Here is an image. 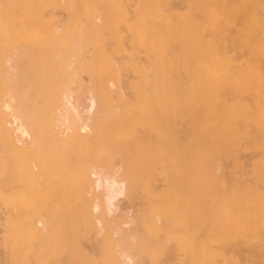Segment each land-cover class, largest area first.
<instances>
[{
    "label": "bare ground",
    "instance_id": "1",
    "mask_svg": "<svg viewBox=\"0 0 264 264\" xmlns=\"http://www.w3.org/2000/svg\"><path fill=\"white\" fill-rule=\"evenodd\" d=\"M35 1L1 0L0 140L23 155L46 126L55 144L74 143L76 171L63 179L71 196L51 197L76 218L54 219L49 201L40 226L17 221L36 240L28 247L0 209V264L32 252L35 264H70L84 236L79 219L97 233L72 264L103 253L108 264H145L136 249L142 225L174 241L160 264H264V0H88L85 19L70 15L63 31L51 19L54 36L46 25L54 16L43 12L50 3ZM31 34L50 35L48 47L27 44ZM5 179L0 172L8 197ZM138 194L146 197L141 215L120 204Z\"/></svg>",
    "mask_w": 264,
    "mask_h": 264
},
{
    "label": "rangeland",
    "instance_id": "2",
    "mask_svg": "<svg viewBox=\"0 0 264 264\" xmlns=\"http://www.w3.org/2000/svg\"><path fill=\"white\" fill-rule=\"evenodd\" d=\"M42 0H36L35 1V4H36V6L38 5V4H40L41 5V3H39V2H41ZM46 1V0H45ZM56 1L57 0H55V2H54V0L52 1V0H47L46 2H49L50 3V6H48V8H46V6L45 5H43L44 7H45V9L46 10H43V12L45 11V12H47V10L48 11H51V13L53 14V16L54 17H52V15L50 16V18L48 19V21L50 22L49 24H46V25H48L47 27H49V25H50V27H51V29H50V27L49 28H47V29H50V31H52V33L50 34L51 36H52V34H53V36L55 35V33H54V31H53V26H51L52 24H54V23H52L51 24V21L53 20L54 22H56L58 25L57 26H61V25H63L66 21H67V19H68V17L70 16V15H75L74 17H77L79 20H84L85 19V17H86V14H85V16L83 15V14H81L83 11V9L85 8V3H86V7H87V5H88V0H77V2L79 3H81L82 4V6H80L79 7V11H80V13L78 12V10H76V7H77V2H76V0L74 1V0H67L68 2H71L72 4H73V6L74 7H71V5L70 6H68V5H66L67 6V8L68 7H71V9L69 8V10H71L72 11V13L70 12V11H68V9L66 8V6H63V5H65V4H67V3H65V2H67V1H65V0H61V2H63V5H57V3L60 1V0H58L57 1V3H56ZM130 0H127L126 2L128 3V4H126V6L128 7V5H129V2ZM10 2V1H9ZM61 2H60V4H61ZM74 2H76L77 4L76 5H74ZM42 3L43 4H46V3H44V1H42ZM51 3H53V6H51L52 4ZM0 4H1V0H0ZM81 4H78V6L79 5H81ZM131 4L133 5V3L131 2ZM42 6V5H41ZM131 6V5H130ZM38 7V6H37ZM43 7V8H44ZM39 8H41L40 6H39ZM74 8V9H73ZM78 8V7H77ZM132 9V7H129V9ZM10 10V9H9ZM13 9H11L10 11L13 13L14 12V10L12 11ZM74 10V11H73ZM11 12H9L10 14H12ZM44 12V13H45ZM71 14H70V13ZM49 13V12H48ZM81 14V15H79V14ZM84 13V12H83ZM17 14V15H16ZM20 14V13H19ZM17 12H15V15L14 14H12V15H14V17H18V19L17 18H14L13 19V16L12 15H10V16H12L10 19H11V22H13L15 19L17 20H15L16 22H14L15 23V25H16V23H18V25L21 23L20 22V20L22 19L23 20V18H24V16H23V18L21 17V15H19ZM69 14V15H68ZM50 15V14H49ZM48 15V16H49ZM20 16V17H19ZM27 17V16H26ZM71 17V16H70ZM40 18V17H39ZM38 18V16H37V19L39 20V22H38V20H37V22L35 23V27H37V25L41 22L40 21V19ZM72 18V17H71ZM13 19V20H12ZM28 19V18H27ZM30 19H31V16H30ZM52 19V20H51ZM35 20V19H34ZM99 20V19H98ZM33 21V20H32ZM31 20H29L28 21V23L30 24V22H32ZM43 21V20H42ZM52 21V22H53ZM35 22V21H34ZM33 22V23H34ZM70 22H71V19H70ZM14 23H13V26H15L14 25ZM23 23H27V22H24V20H23V22H22V25H23ZM33 23L32 24H30V25H33ZM45 23H47V22H45ZM45 23H43L44 24V27L46 26L45 25ZM68 23H69V21H68ZM28 24V26H30ZM37 24V25H36ZM67 24V23H66ZM12 25V24H11ZM22 25H21V27H22ZM12 26V27H13ZM17 26V25H16ZM24 26V25H23ZM25 26H26V24H25ZM22 27V28H28V27ZM54 26H56V25H54ZM64 26H69V25H64ZM20 27V26H19ZM31 27V26H30ZM29 27V28H30ZM41 27H43L42 25H41ZM63 26H61V28L60 27H58V29L60 28V29H62V31H63V28H62ZM18 28V27H17ZM38 28H40V26L38 27ZM69 28V27H68ZM68 28H67V30H68ZM14 29H15V27H14ZM31 29V28H30ZM32 29H34V26H33V28ZM55 29V28H54ZM57 29V28H56ZM59 29V30H60ZM65 29V28H64ZM67 30H64V31H67ZM60 32L59 34H61V35H64L65 33H67V32H65L64 34H63V32ZM49 32H46V34L47 33H49ZM33 33V32H32ZM28 34H30V32H28ZM42 34V33H41ZM44 34V33H43ZM46 34L45 35H43V36H46ZM27 35V34H26ZM25 35V36H26ZM32 35V34H31ZM29 35L30 37H31V39H30V37L28 38L29 40H27V36H26V40H25V37H22V38H24L23 39V42H22V39H20V42H22V43H24V44H26V42H27V44H29V42L31 41V40H34L37 44H39L41 41L43 42H41L42 44H43V47H48L47 45H48V41L51 39V38H49L48 39V37L50 36H48L47 35V37H45V39H48L47 41L44 39V37L42 36H40L39 38L38 37H33V36H35V35ZM40 35V34H39ZM67 35V34H66ZM38 36V35H37ZM50 36V37H51ZM65 36V35H64ZM32 38H34V39H32ZM65 38V37H64ZM38 39H42V40H38ZM24 40L26 41V42H24ZM47 42V44H46V42ZM130 41L131 40H129L128 39V41H126L127 43L126 44H128V45H130L131 46V44H132V42L130 43ZM35 42H30V45H32V43L34 44ZM56 42V41H55ZM58 42V41H57ZM22 43H18V45L19 44H21L22 45ZM36 43L34 44V46L36 45ZM40 43V44H41ZM44 43H45V45H44ZM23 44V45H24ZM26 44V45H27ZM50 44H52V40H51V42H50ZM20 45V46H21ZM26 45H24V46H26ZM128 45H126L127 47H130V46H128ZM33 46V45H32ZM30 47V48H28L29 49V51H30V49H31V51H33V49L32 48H35V47ZM50 46V45H49ZM18 47V46H17ZM29 47V46H28ZM24 48V47H23ZM22 50H24V49H22ZM27 50V49H26ZM25 50V51H26ZM36 50V49H35ZM56 49H54V50H50V54L52 55V51H55ZM13 51V50H12ZM14 53H13V55H16V52H15V50L13 51ZM27 52V51H26ZM17 53H18V51H17ZM22 54L24 53V52H21ZM55 54V53H54ZM17 56V55H16ZM22 56H24V55H21V57ZM53 57V55L51 56V58ZM25 58H28V57H25ZM54 58V57H53ZM26 60V59H25ZM5 65V64H4ZM115 66L118 68V71L121 69V64L118 62V61H116L115 62ZM4 67V66H3ZM129 72V73H128ZM127 73H128V75L130 76V74L132 75V73H130L131 71H128ZM82 75H84L83 77H85V78H87V75L88 74H82ZM127 75V76H128ZM73 84H75V83H73ZM86 102V101H85ZM85 104H87V102L85 103ZM85 104H82L81 105V108H83L84 107V105ZM46 128V129H45ZM75 129H79L80 130V128L78 127H75ZM44 130V131H43ZM49 127H48V130H47V127L46 126H41V127H39L38 129H37V138H33V139H31V143L27 146V150L25 151V152H22L23 153V155L21 154V153H15V152H13V151H11V149L8 147V143L4 140V138L2 137V139L3 140H0V141H2V143L4 144V143H6V147L8 148V150H7V148L5 147H2V145L0 146V172L2 173V175H4L7 179H5L6 181L4 182V184H6V186H5V188H6V191H7V189L9 190V192L7 191V193H10L9 195H8V197H10V199L8 198V197H6V195L4 194V190L5 189H3V193H0V209L1 210H4V212L6 213V214H9V215H11L12 216V219H13V221L15 222V220H16V222L15 223H17V221L22 225V223H27L26 225H25V228L22 226V228H21V225H19L18 226V224L19 223H17V226H15V227H17V228H15L14 229V227H13V233H17V234H19V231H20V229L19 228H21L22 230V232L24 233L25 232V234H24V236H23V241L24 242H26V244H27V246L28 247H30V245H31V247H32V245H33V247H35V245H36V240L35 239H30V238H34L33 237V235H31V237H29V234H27V231H25V230H27L28 229V227L29 228H35V227H37V226H40L39 224H36V223H38V222H36L37 221V218L39 217H42L43 215L45 216V214H46V212H48L47 211V209L48 210H51V208H52V211L53 210H55V211H53V212H56L55 214V218L53 217L54 215L53 214H51L50 216H48V218L49 219H51L52 217L54 218V219H57V217L58 218H62L63 216H66V214L67 213H70V215H71V217H72V220L74 219V218H76V217H74V213H73V210H72V206H70V205H68V203H67V201H66V203L67 204H63L64 203V201H62V202H59L60 204H55L54 202H52V197L51 196H53V190L55 191V190H57L58 191V195L56 194V196H57V198H58V196L60 197L61 195L63 196V191H64V196L63 197H65V196H68V197H70L71 195H70V180H71V176H72V173H70V172H72L73 170H74V166L75 165H73V164H76V163H74V160H75V162H77L76 161V159H75V156H74V154H75V150H77V149H74V143L70 140V139H68V138H66V141L65 142H63V143H65V145L64 144H61L62 142H60V139H58V138H56V143L57 144H55V139H53L52 140V135L49 133ZM43 132V133H42ZM45 134V135H44ZM83 134H88V132H86V131H84V133ZM42 135V136H41ZM49 135V136H48ZM45 137V138H44ZM55 138V137H54ZM0 139H1V136H0ZM46 139V140H45ZM49 139H51V140H49ZM58 140H59V142H58ZM30 141V140H29ZM54 142V143H53ZM94 143V146H99V144H96L95 142H93ZM1 144V143H0ZM54 145H56V146H54ZM61 145V146H60ZM5 146V145H4ZM83 145H81V147H80V150H82L81 152L82 153H84L85 154V150H84V148L82 147ZM9 151V152H8ZM109 150H105V152H108ZM8 152V155L6 154V153ZM84 154H83V156H84ZM11 157H13V159L11 158ZM77 160H78V158H77ZM73 163V164H72ZM55 166H54V165ZM79 164V163H78ZM53 167V169H52V167ZM57 166V167H56ZM7 169H6V168ZM75 167H77V166H75ZM17 168V169H16ZM50 168V169H49ZM72 170V171H71ZM7 171V172H6ZM22 171L23 172H25L24 174H22ZM74 171H76V169L74 170ZM12 172H13V174H12ZM62 172H65V174L64 173H62ZM67 172V173H66ZM71 174H69V173ZM60 173H62L61 174V176H60ZM74 174H76V172H73ZM67 174H69L68 176H69V178H70V180L69 179H65V180H63L64 178H65V175H66V178H68L67 177ZM62 175H64V176H62ZM74 176V175H73ZM75 177V176H74ZM59 178V179H58ZM72 179H74L73 177H72ZM58 180V181H57ZM60 180V181H59ZM67 180H69V184H67L68 183V181ZM75 180V179H74ZM73 182V181H72ZM160 180H158L157 181V183L158 184H160ZM59 183V184H58ZM58 184V185H57ZM69 185V186H68ZM73 186V183L71 184V187ZM16 187V188H15ZM65 187V188H64ZM11 188V189H10ZM69 188V189H68ZM136 188H138V187H135V188H133L132 190H136V191H140V192H142L145 196H146V194L143 192V190L141 189V190H138V189H136ZM64 189H66V190H69L68 191V193H67V195L65 194V190ZM1 191V190H0ZM61 191V192H60ZM12 192V193H11ZM61 194H60V193ZM14 193V194H13ZM52 193V194H51ZM55 193H56V191H55ZM60 194V195H59ZM70 196H69V195ZM143 194H138V195H136L135 197H133V199L132 200H129L128 198H126V199H121V202H120V204H121V206L123 207V206H126V205H130V204H133V205H135V214L136 215H141L142 214V207H145L146 206V204L144 205V201H145V199H146V197L143 195ZM19 196V197H18ZM48 196V197H47ZM17 197V198H16ZM22 197V198H21ZM45 197V198H44ZM63 197H61V198H63ZM15 200H13V199ZM21 198V199H20ZM60 198V199H61ZM66 198V197H65ZM72 198V197H71ZM59 199V198H58ZM20 200V201H19ZM45 202H44V201ZM42 203H44V204H42ZM49 201H51V203L49 202ZM47 202V203H46ZM146 202H147V200H146ZM49 203H50V205L52 206V207H50V206H48L49 205ZM46 204V205H45ZM54 204V205H53ZM61 205L62 206H65L64 208H62L61 207ZM68 205V206H67ZM40 206H41V208H40ZM43 206H45V207H43ZM59 206V207H58ZM54 207H56V208H54ZM45 208V209H44ZM17 210V211H16ZM41 210V211H40ZM44 210H45V212H44ZM45 214H44V213ZM50 212V211H49ZM48 212V213H49ZM19 213V214H18ZM18 214V215H17ZM14 215H16V216H14ZM47 215H49V214H47ZM21 217L23 218V220H22V222L20 221L21 220ZM153 217H154V219L156 220L157 219V214L156 215H153ZM38 218V219H39ZM52 218V219H53ZM25 219V220H24ZM32 219H33V221H35V219H36V221L33 223V221H32ZM26 220H28V221H26ZM85 223H86V225L84 224V221H83V219L81 220V219H79V221H78V224H77V227L79 228V230H81V231H83V233H84V236H77V239H76V241H75V244H73V246H72V248H73V254H72V259L69 257V259H68V261L70 262V264H72L75 260H77V259H79L78 260V262H80V263H82L83 262V255H84V253L83 252H80V249H81V245H82V243L83 242H86V240H87V236H89V235H95L96 233H97V229H96V226H94V223H92V222H88V221H85ZM27 226V227H26ZM35 226V227H34ZM23 229H25V230H23ZM20 231V232H21ZM21 232V233H22ZM17 234H15V235H17ZM33 234V233H32ZM27 237L29 238V239H27ZM139 238H140V240L136 243V249H137V251L140 253V256H141V258H142V260H143V262L145 263V264H160V261L165 257V255H166V252L168 251V250H171L172 248H173V246L175 245L174 244V241H168L166 238H165V236H161V237H159L157 234H155V235H153L150 231H148L147 230V228L145 227V226H141V228H140V236H139ZM30 242H29V241ZM30 244V245H29ZM138 247V248H137ZM32 252V251H31ZM246 252V251H245ZM263 252H264V250H263ZM32 254H34V252H32L31 253V255H30V253H29V255H23V254H21L20 253V258H21V260H19V256L18 255H14V259H16L17 261V264H35V254L34 255H32ZM251 253L249 252V251H247L246 253H245V255H250ZM16 256V257H15ZM23 256V257H22ZM183 258H184V256L183 255H180V251H179V253L178 252H176L175 253V258H174V260L175 261H177V262H180V261H183ZM14 263V262H13ZM84 264H108V259H107V257H106V254L105 253H103V254H100V255H98V256H95V257H93L92 259H90V260H87V261H85V263Z\"/></svg>",
    "mask_w": 264,
    "mask_h": 264
}]
</instances>
